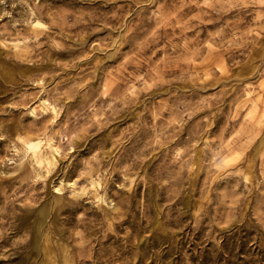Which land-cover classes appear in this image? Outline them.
<instances>
[{
  "label": "clouds",
  "instance_id": "9594fccd",
  "mask_svg": "<svg viewBox=\"0 0 264 264\" xmlns=\"http://www.w3.org/2000/svg\"><path fill=\"white\" fill-rule=\"evenodd\" d=\"M0 264H264V0H0Z\"/></svg>",
  "mask_w": 264,
  "mask_h": 264
}]
</instances>
